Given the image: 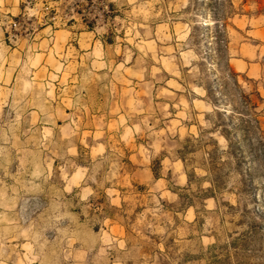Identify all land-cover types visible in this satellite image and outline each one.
<instances>
[{"label":"rangeland","instance_id":"1","mask_svg":"<svg viewBox=\"0 0 264 264\" xmlns=\"http://www.w3.org/2000/svg\"><path fill=\"white\" fill-rule=\"evenodd\" d=\"M226 64L264 141V0H0V264H264L250 146L205 194Z\"/></svg>","mask_w":264,"mask_h":264},{"label":"trees","instance_id":"2","mask_svg":"<svg viewBox=\"0 0 264 264\" xmlns=\"http://www.w3.org/2000/svg\"><path fill=\"white\" fill-rule=\"evenodd\" d=\"M220 51L222 53V47H220ZM204 90L206 99L214 108L216 117L210 132L217 133L226 141V148L221 149L217 146V141L210 138V142L214 144L215 148L206 152L207 176L204 179L210 183L211 188L207 189L205 194L215 195L216 192L222 190L226 175L224 169L229 166L240 177L238 181L239 193L248 195L254 187L251 168L244 154L245 146L251 147L253 156H250L252 159L250 161L261 160L264 170V141L259 134V122L254 117L256 116L254 110L258 107V102L261 101L259 93L243 94L235 80V74L227 64L223 74L215 77L211 83L204 87ZM228 101H231L229 111H227ZM190 147L194 148L193 145ZM223 155L226 156V160L221 162ZM245 163L243 169L242 166ZM248 197L250 199L252 196L248 195ZM256 197L254 194L252 199H257ZM256 228V225H249L250 232L248 234L254 233Z\"/></svg>","mask_w":264,"mask_h":264}]
</instances>
